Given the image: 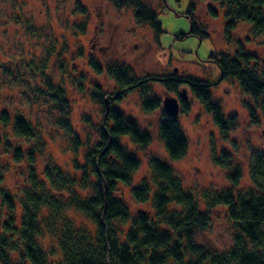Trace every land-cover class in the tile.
Returning a JSON list of instances; mask_svg holds the SVG:
<instances>
[{"label": "rangeland", "instance_id": "1", "mask_svg": "<svg viewBox=\"0 0 264 264\" xmlns=\"http://www.w3.org/2000/svg\"><path fill=\"white\" fill-rule=\"evenodd\" d=\"M142 1L158 12L160 34L151 25L136 20L130 2L117 6L113 0H0V114L8 112L10 124L15 116L26 117L33 126V136L22 138L10 125L0 122V230L11 214L1 192L13 196L15 213L22 214L19 201L24 188L29 186L32 168L41 176L46 167L59 165L80 175L75 160L84 164L86 149L102 140L101 129L114 126L102 98L107 108L123 112L149 134L146 144L133 141L129 134L120 136V144L139 160L132 173V185L151 177L150 160L157 157L172 166L203 209V191L231 186L229 174L235 167L241 170L235 189L254 187L250 159L264 152V113L251 114L244 104L252 101L250 96L242 91L237 80H221L220 70L209 55L221 50L232 55L242 46L258 58L253 64L264 70V33L255 34L251 23L238 20L227 41L225 7L212 0ZM190 13L198 26L207 30L206 35L181 36L190 30ZM32 64L37 65L33 71ZM95 65L100 69L96 70ZM6 66L11 72L5 73V69L10 70ZM117 66L129 70L139 82L130 89L122 87L108 74L109 69ZM182 76L212 83V101L220 106L225 117H236L235 126L222 133L213 114L190 85L180 82L178 86ZM8 80L11 88L5 85ZM171 82H176L175 86ZM141 83L147 85L146 89L139 86ZM172 96L179 104L176 115L164 106ZM59 97L63 99L61 105ZM151 100L154 105L144 107V102ZM182 101L188 104L186 111ZM168 118L176 119L187 140L185 154L178 159L170 157L162 138L161 121ZM74 133L82 143L78 154L72 150ZM16 149H22L25 156L16 160ZM29 150L34 152L33 159L27 158ZM219 160L227 166L219 164ZM75 188L81 195L91 192L83 184ZM131 188L123 183L117 186V195L131 211L151 209L150 202L133 198ZM62 193L66 198L70 195L67 190ZM66 214L78 224H91L75 208ZM210 214L209 227L197 232L196 238L202 244L225 250L233 244L237 231L225 205L211 208ZM43 241L47 246L52 244L48 236ZM13 257H18L16 252Z\"/></svg>", "mask_w": 264, "mask_h": 264}, {"label": "trees", "instance_id": "2", "mask_svg": "<svg viewBox=\"0 0 264 264\" xmlns=\"http://www.w3.org/2000/svg\"><path fill=\"white\" fill-rule=\"evenodd\" d=\"M113 1L117 6H122L124 1L130 2L135 8L138 22L151 25L155 33L162 32L155 8L146 6L142 0ZM212 1L225 7L227 41L231 38L230 30L238 20L251 23L255 34L264 33V0ZM192 4L191 8L195 9ZM209 9L214 15L215 11L211 7ZM190 17V30L181 33V36L206 35L208 32L203 25L198 26L191 13ZM256 59L242 46L235 49L232 55L223 50L209 55V60L214 61L220 70V79L237 80L242 91L250 96L252 101L244 104L251 114L256 111L264 113V70L253 64ZM35 67L37 65L32 64L31 70ZM94 67L100 69L97 65ZM9 69H5V73L11 72ZM108 74L122 87L128 86L129 89L139 82L121 66L109 69ZM177 82L178 86L180 82L190 85L195 96L213 114L222 133L228 127L235 126L236 117H225L220 106L212 101V83L195 76H182ZM5 85L12 87L9 80ZM139 86L146 89L147 85L141 83ZM61 100L59 97L60 105ZM102 101L114 120V126H102V140L93 147L89 145L84 152V164L75 160V169L80 175L76 172L72 174L59 165L46 167L41 176L32 168L29 186L24 188V196L20 197L22 214L19 216L15 213L13 196L1 192L11 214L1 225L0 264H264V152L256 153L250 159L253 188L235 189L241 175L240 168L235 167L229 174L233 180L231 186L203 191L206 204L203 209L199 199L192 190L184 187L172 166L160 158H151L152 175L149 179L132 185V173L138 167L139 160L120 144L119 139L121 135L129 134L133 141L146 144L149 134L124 116L123 112L107 108L105 98ZM154 103V100L146 101L144 107L151 108ZM182 105L186 111L188 104L182 101ZM10 119L8 112L0 114V122L10 125L17 136H33L29 119L15 116L11 124ZM160 127L170 157H182L187 140L176 119L163 120ZM67 128L71 130V126ZM73 136L72 150L78 154L82 143L76 133ZM27 155L28 159H33L34 152L29 150ZM23 156L22 149H16V160ZM219 164L227 166L221 160ZM119 183L131 186L133 198L139 202H150L151 209L139 208L133 213L122 197L117 195ZM82 184L91 188L88 195H81L76 190L75 186ZM62 190H67L70 195L66 198ZM220 204L226 206L228 217L237 231L233 244L225 250L202 244L196 238L197 232L209 227L211 208ZM70 208L79 210L91 224L85 221L78 224L73 218H68L66 212ZM47 236L52 241L50 246L43 241V237ZM15 252L18 257L14 258Z\"/></svg>", "mask_w": 264, "mask_h": 264}, {"label": "water", "instance_id": "3", "mask_svg": "<svg viewBox=\"0 0 264 264\" xmlns=\"http://www.w3.org/2000/svg\"><path fill=\"white\" fill-rule=\"evenodd\" d=\"M165 109L170 113L176 115L179 111V104L177 102V99L175 97L168 98L165 101Z\"/></svg>", "mask_w": 264, "mask_h": 264}]
</instances>
